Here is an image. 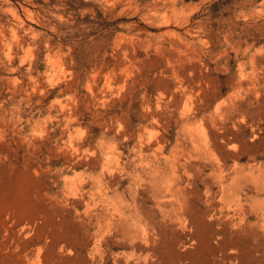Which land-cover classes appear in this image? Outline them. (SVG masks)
Instances as JSON below:
<instances>
[{"label":"rangeland","instance_id":"1","mask_svg":"<svg viewBox=\"0 0 264 264\" xmlns=\"http://www.w3.org/2000/svg\"><path fill=\"white\" fill-rule=\"evenodd\" d=\"M0 264H264V0H0Z\"/></svg>","mask_w":264,"mask_h":264},{"label":"bare ground","instance_id":"2","mask_svg":"<svg viewBox=\"0 0 264 264\" xmlns=\"http://www.w3.org/2000/svg\"><path fill=\"white\" fill-rule=\"evenodd\" d=\"M215 205L216 203L213 204V207H215ZM258 227L260 226L254 227L250 223L244 221L242 222L241 226L238 227L237 230L231 231V233L229 234H228L227 229L224 227L220 228L219 230H216L213 233L211 238L215 237L216 240H219L220 242H222L226 237H228L230 241H232V245L234 249H236V251H239L242 248H248L250 249L249 251L253 252L252 253L248 251L250 254H252L251 256L253 257L254 256L253 254L260 250L256 246L255 240H254V236H255L254 232H259V229H260Z\"/></svg>","mask_w":264,"mask_h":264}]
</instances>
